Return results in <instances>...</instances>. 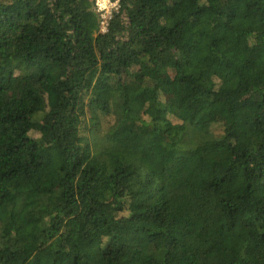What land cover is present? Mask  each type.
<instances>
[{
	"label": "trees",
	"instance_id": "trees-1",
	"mask_svg": "<svg viewBox=\"0 0 264 264\" xmlns=\"http://www.w3.org/2000/svg\"><path fill=\"white\" fill-rule=\"evenodd\" d=\"M116 1L0 0V264H264V0Z\"/></svg>",
	"mask_w": 264,
	"mask_h": 264
},
{
	"label": "rangeland",
	"instance_id": "rangeland-1",
	"mask_svg": "<svg viewBox=\"0 0 264 264\" xmlns=\"http://www.w3.org/2000/svg\"><path fill=\"white\" fill-rule=\"evenodd\" d=\"M99 2L102 7L106 6V11L111 10L110 8H112V5L108 2V0H99ZM227 124H229V117L226 115H220L210 123V127L215 133L220 134L224 131Z\"/></svg>",
	"mask_w": 264,
	"mask_h": 264
},
{
	"label": "built area",
	"instance_id": "built-area-1",
	"mask_svg": "<svg viewBox=\"0 0 264 264\" xmlns=\"http://www.w3.org/2000/svg\"><path fill=\"white\" fill-rule=\"evenodd\" d=\"M108 2L112 5L111 6L112 8H110L111 10L106 11V6L102 7L100 5L99 0H95V4H96V7H97V10L100 11L101 15H102L101 28H102L103 31H105L107 29L108 20L111 17L112 9L118 7V1H116V0H108Z\"/></svg>",
	"mask_w": 264,
	"mask_h": 264
}]
</instances>
